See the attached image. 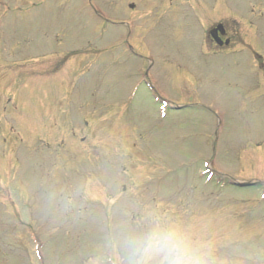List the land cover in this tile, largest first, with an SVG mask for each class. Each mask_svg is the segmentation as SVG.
Instances as JSON below:
<instances>
[{
  "label": "rangeland",
  "instance_id": "1",
  "mask_svg": "<svg viewBox=\"0 0 264 264\" xmlns=\"http://www.w3.org/2000/svg\"><path fill=\"white\" fill-rule=\"evenodd\" d=\"M131 2L0 0V86L11 85L0 94V107L10 103L0 117V264H36L26 233L45 243L44 264H163L136 242L165 230L203 264H264V0H214L201 14L203 26L223 22L251 44L234 39L200 75L181 64L199 61L189 35L170 36L167 20L132 21ZM148 53L154 64L141 67L152 66L160 95L186 107L164 120L144 86L127 103L137 78L126 67ZM204 159L226 186L203 180Z\"/></svg>",
  "mask_w": 264,
  "mask_h": 264
},
{
  "label": "clouds",
  "instance_id": "2",
  "mask_svg": "<svg viewBox=\"0 0 264 264\" xmlns=\"http://www.w3.org/2000/svg\"><path fill=\"white\" fill-rule=\"evenodd\" d=\"M137 251L159 252L163 264H203L186 240L175 230H165L146 235L136 242Z\"/></svg>",
  "mask_w": 264,
  "mask_h": 264
},
{
  "label": "flooded vegetation",
  "instance_id": "3",
  "mask_svg": "<svg viewBox=\"0 0 264 264\" xmlns=\"http://www.w3.org/2000/svg\"><path fill=\"white\" fill-rule=\"evenodd\" d=\"M198 7H201V6H198ZM200 11H202V10H200ZM232 39H235V36L234 35H229L228 31H226V35L225 36H221L220 41L223 42V41L228 40L230 42ZM208 41L213 43V44H215V42L212 39H210V38H209ZM220 47H223V46H220Z\"/></svg>",
  "mask_w": 264,
  "mask_h": 264
},
{
  "label": "water",
  "instance_id": "4",
  "mask_svg": "<svg viewBox=\"0 0 264 264\" xmlns=\"http://www.w3.org/2000/svg\"><path fill=\"white\" fill-rule=\"evenodd\" d=\"M237 186H239V187H246V186H249V185H251V183H239V184H237V183H235Z\"/></svg>",
  "mask_w": 264,
  "mask_h": 264
}]
</instances>
